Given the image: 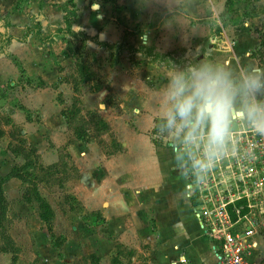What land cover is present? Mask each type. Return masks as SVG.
I'll use <instances>...</instances> for the list:
<instances>
[{
    "label": "crops",
    "instance_id": "crops-1",
    "mask_svg": "<svg viewBox=\"0 0 264 264\" xmlns=\"http://www.w3.org/2000/svg\"><path fill=\"white\" fill-rule=\"evenodd\" d=\"M30 1L31 4H35V9L29 14L26 10L23 11V6H27ZM182 1H184V8H179L178 5ZM25 2L23 1L21 3L23 5H19L15 10L8 11L3 6L5 0H0V52L2 46H5V49L8 48L3 55L5 59H7L6 54L12 58L15 56L20 59L26 50H29L32 45L37 43L35 39L38 40L40 49H42L41 47L47 48L41 39L53 35L57 29L62 30L63 26H65L64 14L63 16L61 14L52 16L46 10L49 7L47 4L49 0H28ZM165 2L166 4H164ZM215 3L216 0H163V5L167 7L164 8L163 6V21L165 20L163 22V35L155 44L158 47L155 53L162 51L163 46V56H165L163 64L152 57L143 56L140 51L135 56H130L126 52L120 57L121 59L114 61V63L110 62L112 58L109 60L102 58L101 55L105 54V47L103 46L121 43L118 21H109L107 13L104 12L95 17L96 23L91 21L92 17L90 18V25L83 19L89 37L92 39L96 38L100 42L95 43L96 41L94 40L96 39L92 40L101 53L96 55L95 62L98 67L106 65L104 63L109 65L104 70L105 72L102 71L101 73L111 84L109 88L106 86L94 87L96 83L93 80L84 83L89 89H83L81 97L83 110L85 112L99 111L102 114L104 111V115L105 113L113 114L114 108L105 102L106 98L112 95V99H117V101L124 103L123 105L126 107L127 112L141 115V120L136 123L139 125L140 130L147 129L152 131L155 127V121L160 119L164 91L169 82V71L175 67L184 66L189 62L210 61L213 63L214 61V40L217 35L210 24L214 26L215 16L221 13V10L216 8ZM225 5L226 0L223 2V6ZM219 6H222V2L219 3ZM127 7L130 9L132 5ZM131 12L133 17L137 19L136 10ZM84 14L83 11L77 13L74 21H80ZM154 15L156 13L151 14V16ZM49 18H54V21ZM201 20L202 22L200 23ZM5 21H7V24ZM74 21L73 24H70L73 30H77L79 25L75 24ZM182 22H189L190 25L187 24L186 27H183L181 25ZM149 26L144 25L142 27L148 28ZM258 30V28L252 30L249 27L239 25L235 29L238 37H236L235 44L232 46L233 54H225L224 59L217 64L223 65L235 74H239L245 68L261 65L257 58L251 56L252 52L261 46ZM155 31L156 29H149L148 32H145L143 35L145 41L141 45L151 46ZM223 32L225 34L223 42L226 46H230L229 40L232 33L229 29H224ZM8 36L9 39L7 38ZM139 37L138 35L136 38ZM2 39L6 40V43H2ZM132 44L136 48L141 46L133 42ZM53 47L56 46L54 45ZM17 48H20L21 51H17ZM21 59L23 64L37 66V74L42 76L44 82L47 83L46 86L40 87L41 92L39 94L43 95L51 93L52 90L54 91L51 103L43 107L45 110L44 114L50 110L55 112L57 115L55 120L60 124H53L55 126L54 129H61L64 123V129L69 131L68 135L73 139L71 143L65 144L67 151H69V155L74 160L81 161V156L88 154L91 141L80 140L75 137L70 130L67 118L63 115L64 109L72 107L75 97L74 80L71 72H69L70 63H56L54 54L49 49L41 56L40 61H33L27 58ZM45 67L48 68L45 69ZM137 72L143 73V77H138V79L144 81L141 87L151 89L152 93L149 97H144L143 94H138L136 91L135 80L137 79V74L134 73ZM30 75L33 76V73L31 72ZM126 82L128 83L127 86L125 85ZM56 87L58 88L56 89ZM56 90L62 93L63 101H59L57 98ZM28 105L29 109L34 108L31 104L28 103ZM147 106L149 107L146 108ZM24 112H26L24 109L15 108L9 114L14 119L19 117V125L22 127L25 139L38 150L36 125L45 128L50 127L47 126L48 124H34L33 118L30 119L31 121L24 123L22 120ZM150 114L154 116L152 117ZM43 116L49 117L47 113ZM32 117H34V114ZM148 117H152L151 121ZM115 124V121L111 123L116 128ZM237 128L241 130L249 129L244 122L233 124L232 130H238ZM53 132L56 131L53 130ZM147 138L148 141L144 137H139V139H142V146L138 144V141L134 140L121 142L125 148L124 151L129 148V144L130 147L131 144L134 147L136 146V150L140 149L144 167L141 170L143 173L138 168L134 169L133 172H130L129 168L123 169L127 165L129 167V160L124 158L128 154L124 152H119L115 155L106 154L105 165L101 168H96L93 174L88 173L85 170L86 168H82V166L77 164L80 178L87 181V188H89V191L94 190L99 199V201H95L96 206L93 202L87 200H83V204L89 209H95L93 211H97L106 219L109 226L107 235L112 237L117 246L121 245L122 247L133 249V255L126 260H122L124 264H222L216 250L215 241L205 232L197 216L199 211L197 208L198 202L191 195V192H193L192 188L196 185V177L191 175L186 169L185 156L180 154L179 148H175L174 144L171 143L163 148L162 157L157 148V143L152 141L151 136ZM48 153H53V151ZM101 157H103L102 150ZM180 157L183 158L181 159ZM152 162L153 166L158 164V168H153ZM117 165L123 167L120 173ZM134 177L150 182L143 186H136L132 181L133 178L135 182L136 179ZM40 220L44 222L41 218ZM263 232L264 227L251 240L249 258L256 264L264 258ZM3 254L9 255L8 252ZM103 255L105 256V254ZM111 255L113 259L115 255L117 256V253L115 254L113 250ZM142 258H145L144 261ZM104 264L113 263L111 261Z\"/></svg>",
    "mask_w": 264,
    "mask_h": 264
},
{
    "label": "rangeland",
    "instance_id": "rangeland-1",
    "mask_svg": "<svg viewBox=\"0 0 264 264\" xmlns=\"http://www.w3.org/2000/svg\"><path fill=\"white\" fill-rule=\"evenodd\" d=\"M23 1L27 2L28 0H5L3 6L8 11H12V9L15 10L19 5H23L21 4ZM221 2L222 6H219ZM223 2L224 0H216V8H219L221 13L215 16V19L213 18L215 21L214 26L210 24L217 35L214 40L215 50L213 53L215 52V56L213 57V63H219L220 60L224 59L225 54H233L232 46L235 44L236 37H238L235 29L239 25L249 27L252 30L258 28L260 38L264 34V0H226L225 6H223ZM183 3L184 1L178 7L184 8ZM47 4L49 7L46 10L52 16L57 14L63 16L64 14L65 26H63L62 30L57 29L53 35L45 37V39L40 38L44 41L47 48L41 47L42 49H40L38 47V40L35 39L37 43L32 45L29 50H26L21 58L40 61L41 56L49 49L54 54L56 63H70L69 72H71L72 79L74 80V88L76 81L81 78L79 71L80 64H85L88 70L92 72L93 77L91 80L96 83L94 87L106 86L110 88L111 86L108 79H105L101 73L109 65L107 63H104L106 65H101L100 67L96 65V55H100L101 53L92 42L96 38L92 39L87 34L88 30L85 29V22L83 20L85 19L90 25V18L92 17L91 21L96 23L95 17L102 12L107 13L109 21H118V30L121 34V43L103 46L105 47V54L101 55L102 58H107L108 60L112 58L110 62L114 63V61L116 62L118 59H121L120 57L126 52L130 56H135L140 51L143 56L152 57L162 64L165 60L163 46L162 51L155 53V50L158 49L155 44L163 35V22L165 21H163V6L167 8L163 5V0H49ZM95 4H99L101 7L94 8ZM34 5L30 1L27 6H23V11L26 10L30 14L35 9ZM131 5L132 7L129 9L127 6ZM134 10L138 14L137 19L132 15L131 11ZM82 11L85 13L82 19L80 21H74L77 13ZM155 13L156 15L151 16V14ZM49 19L54 21V18ZM68 21L72 24L74 21L75 24L79 25L77 30H73L71 24L69 27ZM5 22L7 24V21ZM187 24L190 25L189 22L181 23L183 27H186ZM144 25L150 26L143 28L142 26ZM149 29H156L153 44L151 46L141 45L145 41L143 35ZM224 29H229L232 33L231 36L229 35L231 37L229 40L230 46H226L223 42L225 39ZM138 35L140 37L136 38ZM7 38L9 39V36ZM94 41H96L95 43H100L98 39ZM132 42L141 45L140 48H136ZM2 43H6V40L2 39ZM54 45L56 47H53ZM4 47L2 46L0 52V124L5 129L6 135L0 139V218L3 220L4 218L1 213H5L7 219L4 220V227H6V231L13 237L21 249L17 255L9 253L8 256L0 251V264H104L111 261L113 264H124L122 260H126L129 256L133 255V249L131 250L121 245L117 246L112 237L107 235L109 226L107 225L106 219L100 213H97V211H93L95 209H89L83 204V200H87L93 202L96 206L95 201H99V199L94 190L89 191L87 181L80 178L74 166L78 169L79 166H82V168H86L85 170L88 173L93 174L96 168H101L105 165L107 155H115L112 153L122 145V141L130 142V140H134L138 141V144L142 146L143 142L139 137H144L148 141L147 137L151 136L152 141L157 143V148L162 157L163 148L171 143L174 144L173 146L175 148H187L188 151L183 152V154L187 157L186 169L190 172L192 165L191 156L195 147H184L171 141L167 133H164L161 129V126L157 128L156 121L152 131L147 129H145L147 131L140 130L139 125L136 123H139L138 121L141 120V115L127 112L122 101L112 99V95H109L105 102L114 108L113 114L105 113L104 115V111L103 114L97 111L109 123L108 130L99 132L95 127V121H92V117L89 115L90 111L85 112L84 110L82 111V115L74 119L72 125H69L75 137H77L75 133L76 127L86 124L90 128L88 130L89 138L87 140L91 141L89 152L86 156H81V161L74 160L69 155V151H67L65 145L66 143H71L73 139L69 137V131L64 129V123V127L62 126L61 129H54L55 126L53 124H60L55 120V116H57L55 112L50 110L46 112L49 117L46 118L43 116L46 114H44L45 110L43 107L51 103L53 100L52 93L54 91L52 90V92L50 91L51 93H45L43 95L39 94L41 92L40 87L46 86L47 83L44 82L42 76L37 74V66L23 64L21 58L18 59L15 56L12 58L8 54H6L7 59H5L3 55L8 48L5 49ZM33 47L35 49L32 50ZM258 49L256 48L252 53L255 52L256 57L259 58V63L264 65V52H259ZM16 50L21 51L20 48ZM251 56L253 55L251 54ZM95 68L99 69L96 70ZM31 72L33 76L30 75ZM110 72L112 71L110 70ZM134 74H137V79L135 80L137 93L143 94L144 97H149L152 93L151 89L142 88L141 86L144 81L138 79L139 76L143 77V73L140 74V72H137ZM84 83L87 82H79V91H75L74 100L82 97L83 89H89ZM125 85L127 86L128 83L126 82ZM55 94L59 101H63L62 93L59 90H56ZM28 103L34 106V108L29 109ZM15 108H21L26 111L22 115L24 123L31 121L30 119L33 118L34 124H48L47 126L50 127L45 128L39 125L35 127V131L38 133L36 138L37 144L39 145L38 154L40 158L38 160L45 166L64 162L68 164L69 170H65L64 172L62 168L55 176L48 179L49 177H46L45 173L38 171L35 167L22 168L27 161L22 155H18L12 150L18 146V139L21 136H25L21 125H19V117L14 119L9 114ZM33 114L34 117H32ZM150 115L152 117L154 116L152 114ZM152 117H148L150 121ZM81 119H84V122ZM114 121L116 128L111 125ZM241 123L243 121H238L234 124ZM53 130L56 132H53ZM135 147L132 144L130 147L129 144V148L126 151H124L125 148L123 147L122 152L128 154L124 158L129 160V167L127 165L123 168L119 163L120 165H117L118 169H120L119 173L122 168H129L130 172L138 168L142 172L141 170L144 167L140 155L141 151L140 149L136 150ZM101 150L103 157H101ZM50 151H53V153H48ZM224 160L222 164H225L226 159ZM151 165L153 166V162ZM211 167L215 172L220 169L219 164L215 160L207 169ZM153 168H158V164L153 166ZM229 175H226V179L231 184L234 182V179L233 177L229 178ZM62 178H64V181L60 183L59 180ZM134 178L136 179V177ZM132 181L136 186H143L150 182H145V179L140 180L139 178L135 182L132 178ZM37 194L44 197L55 211L52 222L55 232L54 237H51L47 224L39 218ZM37 213L38 215H36ZM2 232L3 228L0 226V249L6 246V241L1 236ZM113 250L115 254L117 253V256L115 255L112 259L111 254ZM144 259L142 258L143 261Z\"/></svg>",
    "mask_w": 264,
    "mask_h": 264
},
{
    "label": "clouds",
    "instance_id": "clouds-1",
    "mask_svg": "<svg viewBox=\"0 0 264 264\" xmlns=\"http://www.w3.org/2000/svg\"><path fill=\"white\" fill-rule=\"evenodd\" d=\"M168 81L160 118L171 141L200 145L210 158L222 153L235 122L264 135V65L235 74L210 61L189 62L170 70Z\"/></svg>",
    "mask_w": 264,
    "mask_h": 264
},
{
    "label": "built area",
    "instance_id": "built-area-1",
    "mask_svg": "<svg viewBox=\"0 0 264 264\" xmlns=\"http://www.w3.org/2000/svg\"><path fill=\"white\" fill-rule=\"evenodd\" d=\"M194 147L190 173L196 185L191 195L221 263L256 264L249 252L252 238L264 227V135L250 128L232 130L222 153L210 158L200 145ZM214 160L220 166L216 172L207 169ZM226 175L234 182L229 184Z\"/></svg>",
    "mask_w": 264,
    "mask_h": 264
},
{
    "label": "trees",
    "instance_id": "trees-1",
    "mask_svg": "<svg viewBox=\"0 0 264 264\" xmlns=\"http://www.w3.org/2000/svg\"><path fill=\"white\" fill-rule=\"evenodd\" d=\"M68 26L70 27V23L68 21ZM259 52H264V34L261 37V46L258 49ZM253 57L259 59L258 57H256L255 52L252 53ZM79 71L81 73V78L80 80L76 81V85H75V91L78 92L79 91V82H89L91 81L93 74L92 72H90V70H88V68L85 66V64H80L79 65ZM82 100L81 98H77L74 100L72 107L68 108V109H64L63 110V115L67 118V121L69 123V125H72L74 119L78 118L79 116L82 115ZM89 115L92 117V121L94 120L96 125V129L99 132H103L109 129V123L99 114V112L97 111H90ZM81 121L84 122V119H81ZM161 118L156 120V125L157 128H159L161 126ZM90 128L87 127L86 124H82L78 127L75 128V133L78 139L80 140H85L87 141L89 138V130ZM164 133H166L164 131ZM6 135V131L3 128V126L0 124V139L3 138ZM19 144L16 148H13V152L17 153L18 155H22L25 160L27 161V163L22 167L24 169L27 168H32L35 167L36 169H38V171L43 172L46 174V177H49L48 179H50L51 177L55 176L59 171L62 170L65 172V170H69L68 168V164L64 163V162H59L53 165H49V166H45L43 165L40 160H38L40 158L39 154H38V150L35 146H31L29 145L28 141L21 136L19 139ZM123 150V146L120 145V147L118 149L115 150L114 153L112 154H117L119 152H122ZM36 158V159H35ZM75 170L77 171V173L80 175L79 169L74 166ZM64 178L60 179L59 182L62 183V181ZM37 202L39 203V215L40 218L47 224L48 226V230L49 233L51 234V237L55 236V232L53 229V218L55 216V211L53 209V207L51 206V204L44 198L42 197L40 194H37ZM1 215L3 216V220L2 218H0V226L3 228V232H2V237L5 239L6 241V246L1 248L0 251L3 253H13L14 255L18 254L20 251V247L16 244L15 240L13 239V237L6 231V227L4 224V220L7 219L5 213H1Z\"/></svg>",
    "mask_w": 264,
    "mask_h": 264
},
{
    "label": "flooded vegetation",
    "instance_id": "flooded-vegetation-1",
    "mask_svg": "<svg viewBox=\"0 0 264 264\" xmlns=\"http://www.w3.org/2000/svg\"><path fill=\"white\" fill-rule=\"evenodd\" d=\"M100 6H101V5H100ZM183 150H184V151H183ZM179 151H181V154H182L183 156H186V155L183 154V152H187L188 150H187V148H184V149H183V148H181V149L179 148ZM189 154H190V153H189ZM190 156H191V154H190ZM185 158H187V157H185ZM191 161H192V160H191Z\"/></svg>",
    "mask_w": 264,
    "mask_h": 264
},
{
    "label": "water",
    "instance_id": "water-1",
    "mask_svg": "<svg viewBox=\"0 0 264 264\" xmlns=\"http://www.w3.org/2000/svg\"><path fill=\"white\" fill-rule=\"evenodd\" d=\"M94 8H100V5L99 4H95Z\"/></svg>",
    "mask_w": 264,
    "mask_h": 264
}]
</instances>
